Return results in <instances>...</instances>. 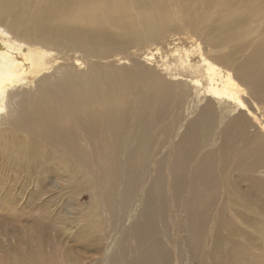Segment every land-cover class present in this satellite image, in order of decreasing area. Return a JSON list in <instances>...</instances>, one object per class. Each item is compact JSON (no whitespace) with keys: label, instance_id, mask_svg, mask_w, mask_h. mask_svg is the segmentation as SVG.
Segmentation results:
<instances>
[{"label":"bare ground","instance_id":"bare-ground-1","mask_svg":"<svg viewBox=\"0 0 264 264\" xmlns=\"http://www.w3.org/2000/svg\"><path fill=\"white\" fill-rule=\"evenodd\" d=\"M173 14V0H0L2 150L27 151L31 135L55 140L63 130L95 125L102 114L109 117L110 100L119 116L122 103L132 100L135 111L143 113L159 98L157 106L172 103L182 120L171 124L175 129L164 138V154L153 161L155 183L167 157L180 163L202 139L226 142L237 133L256 142L264 169V23L241 26L238 13L205 9L198 25L187 17L193 29L188 47L181 48L176 37L171 48L164 46L162 30ZM203 35L207 41L199 38ZM148 123L143 118L138 127L145 131ZM84 132L79 128L70 142L87 150L101 147L97 155L104 177L116 160L124 162L121 175L126 174L137 142L148 140L147 134L118 130L110 134V145ZM247 143L253 150L252 141ZM77 169L91 178L87 167ZM153 194L152 187L142 189L144 198ZM110 211L115 216L119 209L112 205ZM135 217L136 211L129 222ZM135 230L145 237L133 223L129 231Z\"/></svg>","mask_w":264,"mask_h":264},{"label":"rangeland","instance_id":"rangeland-1","mask_svg":"<svg viewBox=\"0 0 264 264\" xmlns=\"http://www.w3.org/2000/svg\"><path fill=\"white\" fill-rule=\"evenodd\" d=\"M173 3L175 14L162 30L164 46L171 48L176 37L181 48L188 47L193 29L187 17L198 25L205 9L238 13L241 26L264 23V0ZM157 100L143 113L129 100L120 105L119 116L110 100L109 117L102 114L98 122L103 127L80 124L46 141L34 134L27 151L4 152L0 144V264H264V169L256 142L240 133L226 142L202 139L183 153L180 163L167 157L155 183L153 161L164 154V138L175 129L171 124L182 120L172 103L157 106ZM143 118L149 120L145 131L138 127ZM79 128L108 144L118 130L147 134L148 140L137 142L126 174L121 175L124 162L116 160L104 177L97 155L101 147L87 150L70 142ZM72 158L88 168L91 178ZM151 187L154 194L144 198L142 189ZM112 205L119 209L115 216ZM133 223L145 237L129 231Z\"/></svg>","mask_w":264,"mask_h":264}]
</instances>
